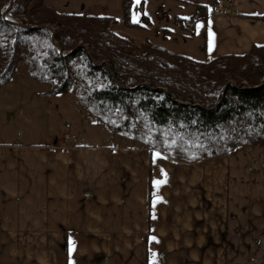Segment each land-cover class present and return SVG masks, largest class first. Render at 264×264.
Segmentation results:
<instances>
[{"label":"crops","instance_id":"0c3cea01","mask_svg":"<svg viewBox=\"0 0 264 264\" xmlns=\"http://www.w3.org/2000/svg\"><path fill=\"white\" fill-rule=\"evenodd\" d=\"M198 4L209 10L196 25L203 58L179 55L201 62L264 45V0ZM137 12L145 16L143 3ZM158 28L167 42L173 33ZM31 80L15 72L0 88V264H264L262 148L186 164L117 136L87 145L47 127L40 141L38 114L25 113L37 99ZM73 109L86 115L77 103Z\"/></svg>","mask_w":264,"mask_h":264},{"label":"trees","instance_id":"16d2710c","mask_svg":"<svg viewBox=\"0 0 264 264\" xmlns=\"http://www.w3.org/2000/svg\"><path fill=\"white\" fill-rule=\"evenodd\" d=\"M121 8L125 28L145 26L133 20V0ZM208 15L197 4L173 24L192 37ZM116 25L90 9L57 13L44 0H0V88L23 64L30 79L49 86L48 96L73 95L112 136L176 162L245 146L264 151V45L201 62L152 44L134 56Z\"/></svg>","mask_w":264,"mask_h":264},{"label":"rangeland","instance_id":"374dc122","mask_svg":"<svg viewBox=\"0 0 264 264\" xmlns=\"http://www.w3.org/2000/svg\"><path fill=\"white\" fill-rule=\"evenodd\" d=\"M102 1L106 4H110L109 10L112 14L108 15L117 21V25L120 26L119 29L125 28L122 23V1L120 5L116 4L115 0H44V5L57 13H68L70 10L78 7H84L88 3V8L82 10H91L96 13L103 14L104 12L100 9L103 7ZM135 5L144 4L145 16H141L138 12H134L133 20L143 23L145 26L143 28L128 29L126 28L124 33H126L132 42L137 43L134 40V36L141 37L140 40H144L145 43L139 44L137 46L133 45L130 41V46L126 49L131 55H139L142 53L146 47V44L162 45L166 50L173 52L175 54H183L189 56L193 59L201 60L203 58V35H201V26H198L197 37H190L186 33L179 32L174 27L173 18L174 16L189 17L193 14V9L196 4L203 2L205 0H133ZM108 2V3H107ZM215 0H208V6L210 10L214 4ZM91 3V4H89ZM97 6V9H94ZM102 6V7H101ZM192 7V8H191ZM149 8L154 12L148 13ZM81 10V11H82ZM79 13V12H78ZM69 14V13H68ZM94 15V14H93ZM162 18V19H158ZM151 24L148 26V22ZM159 20V21H158ZM116 25V26H117ZM169 28L173 35L168 39L167 42H163L156 33L166 32L165 30H159V26ZM123 26V27H122ZM148 26V27H147ZM115 29V28H114ZM128 30V31H127ZM117 32V31H116ZM118 33V32H117ZM121 35L120 33H118ZM122 36V35H121ZM158 38V39H156ZM158 40V41H157ZM160 41V42H159ZM23 64H19L16 68L17 79L20 78V74L25 75L26 71L23 68ZM33 81V80H31ZM232 82L233 81H229ZM33 89L35 92L36 100L30 99L29 107L25 108V113L29 111L36 112L37 115V126L40 129H35L36 138L43 141V137L47 132V127L52 129V132L56 131L55 134L62 135L68 142H83L87 145L95 144H113L117 141L111 138V134L105 126L98 124L97 120L88 115H77L76 111L73 109L76 100L73 95H65L61 99L54 98V96H48L49 86L46 84H40L37 82ZM37 92V93H36ZM64 96V95H56ZM47 115H43V114ZM25 116V115H24ZM22 125H23V118ZM22 134L25 132V128L20 130ZM20 131H16L19 137ZM110 138H107V136ZM133 143V142H132ZM257 147V146H256ZM261 148V147H260ZM264 152V151H263Z\"/></svg>","mask_w":264,"mask_h":264},{"label":"built area","instance_id":"2783aa9c","mask_svg":"<svg viewBox=\"0 0 264 264\" xmlns=\"http://www.w3.org/2000/svg\"><path fill=\"white\" fill-rule=\"evenodd\" d=\"M219 9L222 10L221 7H219Z\"/></svg>","mask_w":264,"mask_h":264}]
</instances>
